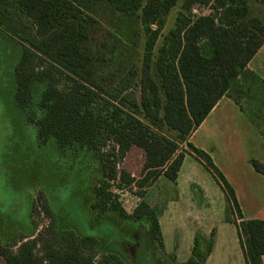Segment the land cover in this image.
Listing matches in <instances>:
<instances>
[{
  "label": "trees",
  "instance_id": "16d2710c",
  "mask_svg": "<svg viewBox=\"0 0 264 264\" xmlns=\"http://www.w3.org/2000/svg\"><path fill=\"white\" fill-rule=\"evenodd\" d=\"M98 1L0 0V80H9L3 107L15 127L34 131V188L44 194L52 218L44 233L26 239L36 229L31 203L18 220L7 221L0 211L4 264H94L98 253L104 264H168L156 254L164 241L145 195L161 175L177 179L188 153L180 143L227 193L246 263L264 264V220L244 218L233 187L189 142L264 44V22L251 14L248 0H185L187 12H179L164 35L153 73L166 16L179 0H107L121 13L137 15L146 34L140 95L128 97L103 87L95 75L87 42ZM195 2L213 12L192 13ZM133 147L143 152L139 177L120 167ZM251 163L264 174V163ZM115 182L137 188L141 200L131 213L112 190ZM73 198L80 199V210ZM212 247L213 238L197 233L191 256L177 264H204Z\"/></svg>",
  "mask_w": 264,
  "mask_h": 264
},
{
  "label": "rangeland",
  "instance_id": "374dc122",
  "mask_svg": "<svg viewBox=\"0 0 264 264\" xmlns=\"http://www.w3.org/2000/svg\"><path fill=\"white\" fill-rule=\"evenodd\" d=\"M184 2L185 0H179L166 16L162 34L154 50L153 73H155L156 55L164 35L175 27L178 13L187 12L183 6ZM248 2L250 12L254 15L258 11V0H248ZM191 12L210 14L213 11L210 6L195 2ZM91 14L97 21L91 30L87 47L94 56L93 68L98 82L118 95L139 97V81L146 40L145 30L139 17L121 13L107 0H99L95 3ZM155 79L158 80L157 76ZM6 82L9 80H0V211L7 221L12 220L13 217L18 220L31 203L33 209L31 218L36 229L33 235L26 237L30 239L44 233L52 218L44 210V194L41 193L40 188H34L38 184L34 131L20 125L15 127L13 121L7 118L9 114L6 115L3 107L2 100L7 99L9 92V88L4 87ZM242 91L243 93L247 91L245 85ZM231 93L237 95L239 91L233 89ZM253 95H256L254 99L264 102L263 93ZM247 97L253 99L252 95ZM244 107L248 111L251 108L248 105ZM180 149L188 153L192 151L186 143H180ZM142 162L143 152L133 147L120 163V167L128 169L139 177ZM42 170L44 171V168ZM188 174L189 178H187ZM112 190L117 193L119 202L129 213L141 200L134 185H118L115 182ZM73 199L78 209L77 203L80 199ZM145 199L162 216L166 244L163 248H158L156 254L163 262L177 264L186 261L189 258V250L191 251L193 247L187 244L188 236L192 230L197 233L201 229V232L208 233L207 237L204 236L206 240L210 241L213 238L216 243L208 264H243V259L240 257L241 243L234 223L237 219L234 207L227 193L217 182L214 173L203 162L187 159L184 173L178 182L161 175L147 188ZM212 230L214 232L210 233ZM40 246L41 244L37 247L38 252ZM17 247L18 244H14L12 250H16ZM102 254L96 255L94 264H104ZM173 255H177L178 258L171 259ZM3 261L0 257V264H4Z\"/></svg>",
  "mask_w": 264,
  "mask_h": 264
},
{
  "label": "crops",
  "instance_id": "0c3cea01",
  "mask_svg": "<svg viewBox=\"0 0 264 264\" xmlns=\"http://www.w3.org/2000/svg\"><path fill=\"white\" fill-rule=\"evenodd\" d=\"M258 3V11L254 15L264 22V3L259 1ZM244 85L247 91L243 93ZM234 87L239 93L235 95L230 92L222 96L198 128L190 134L189 142L211 157L214 165L233 187L244 218L264 220V174L257 171L251 163L252 159L264 163V102L254 99L256 95H253L264 94V44L248 62ZM247 95H252L253 99ZM245 105L251 107L249 111L245 109ZM190 158L205 164L194 152L187 153L174 182L181 179L186 161ZM189 177L188 174L187 178ZM157 214L163 241L166 244L162 216L158 211ZM199 231L197 233L207 237V232ZM197 233L192 230L187 244L193 245ZM215 244L213 241V246ZM213 251L214 247L204 264L211 261ZM190 253L189 250L188 257ZM240 253L243 264H247L242 245Z\"/></svg>",
  "mask_w": 264,
  "mask_h": 264
}]
</instances>
